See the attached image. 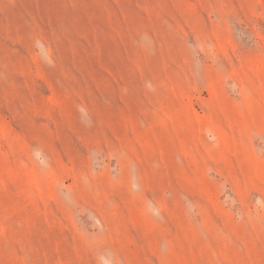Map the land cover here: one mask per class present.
I'll return each mask as SVG.
<instances>
[{
  "label": "rangeland",
  "instance_id": "374dc122",
  "mask_svg": "<svg viewBox=\"0 0 264 264\" xmlns=\"http://www.w3.org/2000/svg\"><path fill=\"white\" fill-rule=\"evenodd\" d=\"M0 264H264V0H0Z\"/></svg>",
  "mask_w": 264,
  "mask_h": 264
}]
</instances>
